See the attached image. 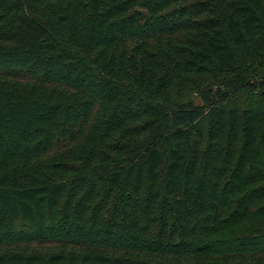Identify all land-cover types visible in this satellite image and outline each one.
<instances>
[{
	"label": "trees",
	"instance_id": "16d2710c",
	"mask_svg": "<svg viewBox=\"0 0 264 264\" xmlns=\"http://www.w3.org/2000/svg\"><path fill=\"white\" fill-rule=\"evenodd\" d=\"M0 264H264V0H0Z\"/></svg>",
	"mask_w": 264,
	"mask_h": 264
},
{
	"label": "rangeland",
	"instance_id": "374dc122",
	"mask_svg": "<svg viewBox=\"0 0 264 264\" xmlns=\"http://www.w3.org/2000/svg\"><path fill=\"white\" fill-rule=\"evenodd\" d=\"M13 69H16L18 72H26V71H30L27 67H22V68H19V67H14ZM209 80V78H208ZM193 82L190 80L187 85L182 89V93H188L190 95L193 94L194 98L196 101H200L201 102V99L198 97V93L196 92H193V90H191V86H192ZM208 81L205 85H208Z\"/></svg>",
	"mask_w": 264,
	"mask_h": 264
}]
</instances>
